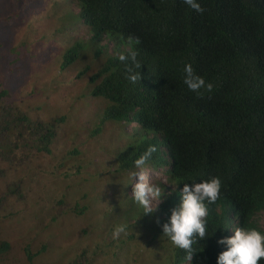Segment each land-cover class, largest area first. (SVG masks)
<instances>
[{
	"label": "trees",
	"instance_id": "trees-1",
	"mask_svg": "<svg viewBox=\"0 0 264 264\" xmlns=\"http://www.w3.org/2000/svg\"><path fill=\"white\" fill-rule=\"evenodd\" d=\"M76 1L89 27L93 62L99 63L83 96L105 101L100 125L90 136L101 133L106 121L124 124L126 141L115 150L112 178L130 182L134 160L155 146L145 168L164 171L172 184L160 183L164 195L158 207L141 217L157 230V238L180 201L183 183L219 177L220 196L208 205L206 218L212 235L197 238L192 260L187 261L184 250L166 238L171 246L169 264H216L224 250L217 243L221 236L239 227L264 231V0H198L203 13L183 0ZM87 44L71 46L62 66L79 60ZM129 51L137 53L141 64L136 83L127 78L118 59ZM93 62L78 77L87 74ZM186 64L213 85L211 92L202 89L197 96L187 89ZM15 98L0 81V217L14 213L13 199L22 201L31 191L28 182L33 178L27 181L21 173L31 172L38 158L52 154L58 136L73 122L68 114L31 115ZM125 125L133 128L126 130ZM79 154L73 146L63 160ZM78 163L74 166L80 172ZM64 165L62 161L59 167ZM69 205L61 196L55 207L60 214L88 209ZM129 234L132 239L135 233ZM10 250L8 241H0V256ZM85 254L78 259L82 261ZM35 255L28 254L30 263Z\"/></svg>",
	"mask_w": 264,
	"mask_h": 264
},
{
	"label": "rangeland",
	"instance_id": "rangeland-1",
	"mask_svg": "<svg viewBox=\"0 0 264 264\" xmlns=\"http://www.w3.org/2000/svg\"><path fill=\"white\" fill-rule=\"evenodd\" d=\"M88 28L76 0H0V81L31 115L73 117L52 154L38 158L31 172L21 173L27 181L33 178L28 182L31 191L22 201L13 199L14 213L0 217V241L11 244L0 264H169L170 242L163 235L156 238L157 230L141 219L142 208L131 196L135 181L130 173V182L112 178L115 150L126 141L124 124L106 121L101 133L90 136L100 125L105 101L83 96L99 64L93 62ZM77 42L88 44L82 57L64 68V54ZM92 62V69L78 77ZM37 106L40 109L34 111ZM73 146L80 150L79 156L63 160ZM62 161L65 165L59 167ZM78 162L80 172L74 166ZM143 174L148 183L172 185L164 171L150 167ZM61 196L74 207L78 203L88 209L60 214L55 206ZM121 224L126 231L114 239ZM129 233H135L132 239ZM36 253L30 263L28 254Z\"/></svg>",
	"mask_w": 264,
	"mask_h": 264
},
{
	"label": "clouds",
	"instance_id": "clouds-1",
	"mask_svg": "<svg viewBox=\"0 0 264 264\" xmlns=\"http://www.w3.org/2000/svg\"><path fill=\"white\" fill-rule=\"evenodd\" d=\"M183 3L192 10L203 13L205 9L198 0H183ZM119 61L124 64L127 78L136 83L141 79V73L136 69L141 68L137 60V53L129 51L121 53ZM183 83L187 89L197 96L201 90L212 91L213 85L206 83L205 79L198 75L191 64H186L183 69ZM155 146H150L143 154L134 160L135 170L130 173V178L135 181L132 184V199L141 206L143 215L152 214L158 207V201L163 198L164 191L154 183L145 181L143 170L149 163ZM127 186V184H125ZM221 180L212 177L207 180L192 183H183L179 190L180 201L171 210L168 221L162 225L163 237L178 249L184 250L187 261L193 257V244L197 238L204 239L208 233L207 217L208 205L214 204L219 196ZM154 201H156L154 205ZM126 231V226L121 224L113 232V238H118ZM218 244L223 245L222 251L216 257V264H259L264 260V231L256 228L239 227L232 230L231 235L221 236Z\"/></svg>",
	"mask_w": 264,
	"mask_h": 264
}]
</instances>
